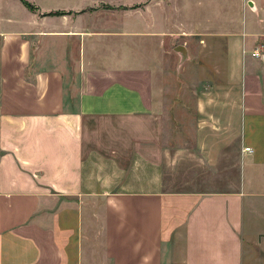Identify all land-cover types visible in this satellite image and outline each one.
Wrapping results in <instances>:
<instances>
[{
	"label": "crops",
	"instance_id": "obj_1",
	"mask_svg": "<svg viewBox=\"0 0 264 264\" xmlns=\"http://www.w3.org/2000/svg\"><path fill=\"white\" fill-rule=\"evenodd\" d=\"M0 264H264V0H0Z\"/></svg>",
	"mask_w": 264,
	"mask_h": 264
},
{
	"label": "built area",
	"instance_id": "obj_2",
	"mask_svg": "<svg viewBox=\"0 0 264 264\" xmlns=\"http://www.w3.org/2000/svg\"><path fill=\"white\" fill-rule=\"evenodd\" d=\"M254 56H255L256 58H261V57H262V53L260 52V50H256V51L254 52ZM248 151H249V149H248Z\"/></svg>",
	"mask_w": 264,
	"mask_h": 264
},
{
	"label": "trees",
	"instance_id": "obj_3",
	"mask_svg": "<svg viewBox=\"0 0 264 264\" xmlns=\"http://www.w3.org/2000/svg\"><path fill=\"white\" fill-rule=\"evenodd\" d=\"M30 6V5H29Z\"/></svg>",
	"mask_w": 264,
	"mask_h": 264
}]
</instances>
